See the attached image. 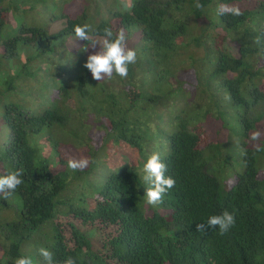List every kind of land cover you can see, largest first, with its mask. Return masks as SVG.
<instances>
[{"label":"trees","instance_id":"trees-1","mask_svg":"<svg viewBox=\"0 0 264 264\" xmlns=\"http://www.w3.org/2000/svg\"><path fill=\"white\" fill-rule=\"evenodd\" d=\"M70 1L0 0V176L23 169L0 194V264H46L42 247L52 264H264V148L248 142L264 121V0H73L75 17ZM85 23L96 38L138 36L127 78L92 79L94 50L74 34ZM75 147L89 154L83 171L67 166ZM154 152L176 181L157 205L165 215L138 204ZM224 211L236 217L227 233L196 230Z\"/></svg>","mask_w":264,"mask_h":264},{"label":"clouds","instance_id":"clouds-1","mask_svg":"<svg viewBox=\"0 0 264 264\" xmlns=\"http://www.w3.org/2000/svg\"><path fill=\"white\" fill-rule=\"evenodd\" d=\"M197 9L204 6L200 0H196ZM218 15L240 16L242 12L238 6L218 5ZM91 26L87 23L74 26L75 37L82 41H88L89 46L95 50L99 46V51H94L87 56V60L83 67L90 71L92 79L102 81L105 78L112 79L113 75L125 79L128 76L129 65L134 64L137 60V52L135 49L128 47V37L123 29L114 35L111 28L103 29V36L96 38L91 35ZM87 50V47L84 49ZM259 133H253L251 139L257 140ZM260 148L257 147V151ZM241 155H246L245 151H241ZM89 165L86 157L69 158L67 166L72 171H83ZM143 180L150 185L146 189L145 197L148 205L157 206L164 202L165 195L175 186V179L166 176L167 165L162 161L158 152L152 153L143 165ZM23 169L13 170L6 175L0 176V194L7 199L18 187L23 183L21 179ZM236 222L234 213L224 211L221 215H212L208 217L206 222L197 223L196 230L198 232H207L209 229L218 228L221 235L227 233ZM39 255L46 264H52L53 253L47 248H40ZM14 264H33L31 257L21 256L14 261ZM64 264H76L75 259L68 257Z\"/></svg>","mask_w":264,"mask_h":264},{"label":"rangeland","instance_id":"rangeland-1","mask_svg":"<svg viewBox=\"0 0 264 264\" xmlns=\"http://www.w3.org/2000/svg\"><path fill=\"white\" fill-rule=\"evenodd\" d=\"M256 1H258V0H248L246 2V5L247 6H254V4H255ZM73 3H74L73 0H71L68 3L69 4V7H68L67 12L69 14H71L73 17H75L79 13V10H78V8L75 5H73ZM62 24H63V22L62 21H59V22L51 25L49 29L52 32L53 31H57V30H59L62 27ZM138 42H139V39H138V36L135 33H132L128 37V46H129V48H134L135 49V48H138L139 46H141V44H139ZM66 46H67V48L69 50L72 51L74 49L73 41L72 40L68 41L67 44H66ZM98 49H99V46H97V48L94 51H99ZM0 52L2 53V50L1 49H0ZM161 125H162V127H166L167 122L165 121V119L163 120V122L161 123ZM98 132H101L102 133V131H98ZM253 133H259V137L255 141H253L251 139V136L253 135ZM253 133L250 134V137L248 139L249 144L252 147H254V148L259 147L262 150L264 148V121L260 125H258L257 129ZM55 134H56L55 137L57 138V140L60 139V138H65L64 137V135H65V132L64 131H61L59 133L58 132L57 133L55 132ZM5 137H7V131L5 129H1L0 130V143H3ZM214 137L217 140V142H226L225 141V132L222 129H220L219 132H217L216 134H214ZM39 143H40L39 146H40V149H41V155H42V157H48V156L50 157L51 156L50 143H47V142H44V141H40ZM239 143L240 142H237V144H239ZM115 148H114V151H115ZM249 148H251V147H249ZM63 149H66V148L63 147ZM114 151H113V153H114ZM94 155L97 156V153L95 152ZM81 157H86L89 160V154L86 153L85 151H83L81 149H77L76 147L74 149H72V152L70 153V158H77V159H79ZM109 157L110 156H108V158ZM54 158L55 157L52 155L51 156L52 162H53ZM260 160L264 163V150L259 153L258 161L260 162ZM111 161H112L113 164L114 163H117L118 156L115 155L114 157H112L111 158ZM231 163H232V165L235 166V164H236L235 158L234 159H231ZM88 166L85 169H87ZM229 168L231 169V171H234V169H232V166H230V164H229ZM96 170L99 171V172H101L103 169H102V167L98 166V167H96ZM0 171H1V165H0ZM211 172H213L215 174L219 173L218 171H213V170H211ZM224 172L226 173L227 171L225 170ZM143 175H144V172L142 170V177H143ZM260 177H261V180L264 179V166L262 167V165H261ZM143 183L144 184L139 188V191L142 193L141 194L142 196H141V200L139 199V196H138V204H139V206H141V202H143V206H145V209H146L147 206H148V204L146 203V197L144 195L146 193V190H147L146 188L148 187V184H146L144 182V180H143ZM226 184L230 186L232 184V180L227 181ZM139 191L137 190V193L138 194H139ZM149 206L153 210L157 209V211H160V213H162L164 215L167 214V212L164 211L161 207L152 206V205H149ZM65 223H66L65 221H62V226L64 228L65 235H67L68 234V230H67V228L65 226ZM88 234L91 235V232H89ZM1 257H2V250L0 248V258ZM32 258H35V257H32Z\"/></svg>","mask_w":264,"mask_h":264}]
</instances>
